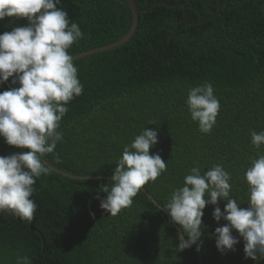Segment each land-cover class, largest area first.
<instances>
[{
	"label": "trees",
	"instance_id": "16d2710c",
	"mask_svg": "<svg viewBox=\"0 0 264 264\" xmlns=\"http://www.w3.org/2000/svg\"><path fill=\"white\" fill-rule=\"evenodd\" d=\"M155 1L185 4L190 25L181 8L154 5L139 14L127 44L73 61L83 92L60 121L63 140L42 159L81 179L41 175L30 222L0 213V264H17L22 256L31 264H264L245 258L235 230L234 250L217 249L215 229L226 221H215L213 211L218 206L223 212L226 201L204 209L201 263L196 245L178 252L172 223L182 229L163 209L193 167L204 174L215 164L231 177L230 197L248 207L244 175L264 155V145L251 143L252 131H264V0H135L139 8ZM57 8L84 34L68 49L72 57L116 43L132 21L130 10L112 0H60ZM27 25L26 19L5 18L0 34ZM11 80L0 84V92L19 86ZM205 83L220 103L208 134L199 131L186 105L189 90ZM144 129L157 130L149 153L159 154L166 170L113 217L100 208L107 195L101 189L111 186L124 147ZM20 151L0 137V156Z\"/></svg>",
	"mask_w": 264,
	"mask_h": 264
},
{
	"label": "clouds",
	"instance_id": "9594fccd",
	"mask_svg": "<svg viewBox=\"0 0 264 264\" xmlns=\"http://www.w3.org/2000/svg\"><path fill=\"white\" fill-rule=\"evenodd\" d=\"M59 3L60 0H0V21L13 17L28 21L27 26L0 34V84L12 78L11 83L19 85L0 92V137L21 150L0 156V213H9L21 221L30 222L37 211L31 199L33 186L41 175L52 171L42 158L53 154L63 140V133L57 131L60 121L69 111L68 103L83 92L68 49L84 34L77 23L70 24L67 12L57 8ZM186 105L199 131L210 133L220 109L211 83L191 88ZM251 143L257 149L264 145V131H252ZM156 144L157 130L144 129L124 147L111 186L101 189L107 194L100 200L102 210L117 216L132 205L144 185L166 170L161 156L149 153ZM54 158L60 163L58 154ZM190 173L163 206L188 237L185 240L183 235L177 236L178 252L197 245L206 205L216 206L223 200L227 202L223 212L218 206L213 211L215 221H226L215 229L217 249L222 254L234 250L239 242L232 235L235 230L243 238L245 258L264 260V155L253 159L246 169V208L230 197L231 177L222 165L215 164L204 174L193 167ZM17 264H31V260L18 257Z\"/></svg>",
	"mask_w": 264,
	"mask_h": 264
},
{
	"label": "water",
	"instance_id": "95a60500",
	"mask_svg": "<svg viewBox=\"0 0 264 264\" xmlns=\"http://www.w3.org/2000/svg\"><path fill=\"white\" fill-rule=\"evenodd\" d=\"M112 1L119 2L130 10V12L132 14V21H131V25H130L128 32L126 33V35L123 38H121L116 43L109 45V46H106V47L94 49V50L79 54V55L73 57V61L78 60L80 58H84V57L91 55V54L114 50V49L120 48L123 45L127 44L134 37V35L137 31L138 24H139V14L148 11L154 5H160V6H164V7H168V8H174V7L181 8L183 10V23L186 25H190L189 23H187V6L185 4H182V3H167V2H163V1H155V2H152L145 7L139 8L137 6L135 0H112ZM219 14H220V12L218 11L215 15H213L211 17V19L215 18V16H218ZM191 25H196V24H191ZM51 169L53 172L59 173L60 175H62L64 177L73 178V179H81L80 177L70 176V175L62 173L58 170H55L53 168H51ZM167 218L171 221L169 216H167ZM171 223H172V221H171ZM172 225L177 230L178 235H183L182 232L180 231V229L177 226H175V224L172 223ZM31 229L34 230L32 227H31ZM183 238L185 240H187L184 236H183ZM197 246H199L198 257H199V261L201 263L200 245H199L198 241H197L196 247Z\"/></svg>",
	"mask_w": 264,
	"mask_h": 264
}]
</instances>
